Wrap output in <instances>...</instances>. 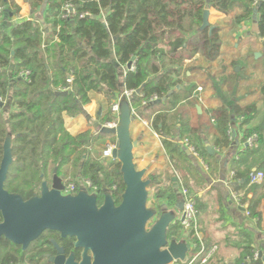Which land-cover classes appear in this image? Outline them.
I'll list each match as a JSON object with an SVG mask.
<instances>
[{
    "label": "trees",
    "instance_id": "trees-1",
    "mask_svg": "<svg viewBox=\"0 0 264 264\" xmlns=\"http://www.w3.org/2000/svg\"><path fill=\"white\" fill-rule=\"evenodd\" d=\"M16 1L0 0V98L5 101L0 102V162L10 133L13 161L5 182L9 193L27 200L38 194L42 182L52 181L55 171L65 185L73 183L78 190V180L89 181L97 193L110 190L115 203H120L125 189L120 164L93 153L95 146L107 137L113 140V135L90 129L72 135L65 118L84 115L91 94H100L107 106L98 120L105 125L112 121L110 107L117 96L140 89L130 106L140 112L147 102L144 109L151 113V126L161 137L167 161L163 172L147 177L148 188L175 204L176 179V188L186 189L196 200L198 214L200 202L191 187H206L207 178H218L220 169L205 144L219 152L228 149L234 123L244 144L231 159L233 179L239 183L236 191L244 192L240 200L247 203L249 216L258 224L264 219V179L249 184L252 174L264 175V80L256 86L257 98L234 103L229 111L212 98L200 105L203 94L196 89L202 87L204 92L207 84L197 83L184 67L192 57L186 51L198 54L201 47L202 66L210 74V62L219 54L218 28H203L207 9L233 16L236 25L249 21L256 11L257 34L264 44V0L256 4V0H25L42 18L15 22ZM45 22L51 30L41 25ZM133 59L136 70L123 72L122 67ZM212 79H217L215 73ZM153 96L159 100L148 102ZM196 105L201 106V114ZM253 136L252 146L246 145ZM183 141L197 151L207 167L205 175L185 152ZM167 238L183 239L179 222L170 226ZM193 238L189 231L186 240ZM241 239L243 255H251L254 251L245 232ZM37 244L23 251L1 238L0 264L32 259Z\"/></svg>",
    "mask_w": 264,
    "mask_h": 264
},
{
    "label": "water",
    "instance_id": "water-1",
    "mask_svg": "<svg viewBox=\"0 0 264 264\" xmlns=\"http://www.w3.org/2000/svg\"><path fill=\"white\" fill-rule=\"evenodd\" d=\"M208 13V10L203 13V28H206ZM255 57L258 58V54ZM136 93L139 94L140 89ZM131 100H120L116 128H99L101 134L116 137L112 159L120 164L125 186L119 205L107 189L103 191L100 207H97V195L84 188L74 195H62L63 181L55 171L51 184L42 182L37 196L24 200L16 193H9L5 182L13 158L12 136L7 134L0 162V239L25 251L44 232H58L61 238H74V247L83 250L79 264H174L186 261L191 250L187 233L183 232V239L178 242L167 238L170 226L183 220L180 216L182 199L178 198L170 210L159 205L147 206L150 181L145 178L146 171L137 170L134 163L136 143L130 136ZM196 109L200 114V107ZM205 146L208 154L214 155L210 145L206 143ZM185 152L189 154V151ZM69 260L73 261V257Z\"/></svg>",
    "mask_w": 264,
    "mask_h": 264
},
{
    "label": "crops",
    "instance_id": "crops-1",
    "mask_svg": "<svg viewBox=\"0 0 264 264\" xmlns=\"http://www.w3.org/2000/svg\"><path fill=\"white\" fill-rule=\"evenodd\" d=\"M16 4L19 7V14L22 15L24 10H20V0L19 2L16 1ZM27 14L28 12H25V16ZM256 19L257 15L254 12L249 21L242 22L237 26H242L243 30L251 31L258 35ZM13 20L15 22L21 21L22 18L15 17ZM23 20L30 19L27 18ZM242 27L240 30H242ZM253 81L252 83H256V81L259 80L254 79ZM255 94L257 98L259 96L258 92L252 95L250 94L249 97ZM205 100V98L201 97L200 105L204 106ZM200 105L198 107H200L202 111ZM106 106L105 98L102 95L91 94V103L84 107V115L76 118H65L67 131L72 135H76L87 129H90L92 132L98 131V117L106 110ZM95 112L97 120L95 119ZM137 113L139 117H135L130 126L131 140L136 143L133 149V158L137 170L146 171L145 177L147 179L151 174H160L163 172L167 166V161L161 137L151 126L150 111H146L143 107L140 112L137 111ZM254 125L251 124L248 128ZM231 130L234 131V136L232 137L231 146L228 149L219 152L208 143L214 150V156L220 162L219 177L212 179L207 178L208 185L202 192L197 194V198L201 203V208L198 210L197 214L200 237L206 246L209 245L207 247H216V250L206 264H241L246 258L242 253L243 240L241 238L243 232L248 235V239L251 241L250 246L253 251L259 252L261 258L264 260V219L258 224L256 219L251 218L249 214L247 215L248 205L246 202L243 203L244 211L241 210L243 207L240 206V199L243 197L244 192L238 193L236 191L239 183L234 181L233 172L231 171L232 157L244 146L241 142L243 135L241 131L237 130V124L233 123L231 125ZM113 137V140L107 137L102 141L104 145L97 151L98 156L107 143L116 141V137L114 135ZM190 158L197 166L198 170L205 175L207 171L201 166V159L199 160L191 155ZM175 181L176 179H173V188L177 193L179 190L176 188ZM235 195L238 196V201L234 198ZM250 196L251 195H248V197ZM153 205L167 207L168 210H170L174 204L170 203L166 197L158 195L155 200H153ZM191 255L192 253L187 255L188 259L185 264L191 260L194 254L192 257Z\"/></svg>",
    "mask_w": 264,
    "mask_h": 264
},
{
    "label": "rangeland",
    "instance_id": "rangeland-1",
    "mask_svg": "<svg viewBox=\"0 0 264 264\" xmlns=\"http://www.w3.org/2000/svg\"><path fill=\"white\" fill-rule=\"evenodd\" d=\"M17 1L19 2V0ZM20 10H24V15L18 13L16 17H20L22 20L27 18L30 20H39L42 18L41 15L31 9V6L25 0H20ZM207 10L209 13L207 16L206 28L210 30L218 28L220 37L219 54L210 62L212 68L210 74L209 72L207 73L202 66L203 58L201 47H199L198 54L193 55L189 53L190 49L186 51V54L192 57L191 59L185 60L184 67L188 70V74H192L195 77L197 83L202 82L207 84L206 90L201 92L204 94L202 96L203 98H212V102L223 104L231 111L234 103H243V100H250L257 96L255 94L249 97L250 94L256 92L258 82L264 80V44L255 33L243 30L242 26L238 27L233 16H225L214 9ZM25 12H28L26 16ZM41 25L45 28H51L50 23L47 22ZM241 27L242 30H240ZM256 54H258V58L255 57ZM194 69L198 71H194ZM214 73L217 77L216 80L222 79L219 83L226 84L220 85L216 80L212 79ZM222 74L224 75L223 78H221ZM254 79L259 81L252 83ZM211 86H214L215 89L211 90ZM206 102L204 101V103ZM1 103H5V101L1 99ZM2 117L6 118L5 115ZM95 119L97 120L96 112ZM100 127L101 125L98 124L97 129ZM103 143L104 142H100L99 146H95L96 148L93 149V153L97 154L99 148L104 145ZM111 161L110 159H106V162ZM78 183L80 185L82 184L80 180H78ZM204 189L205 186L196 185L191 187V192L198 194ZM158 195H160V193L157 192L156 189L148 188V207H154L153 200H155ZM199 205L201 207V203H199L198 206Z\"/></svg>",
    "mask_w": 264,
    "mask_h": 264
},
{
    "label": "built area",
    "instance_id": "built-area-1",
    "mask_svg": "<svg viewBox=\"0 0 264 264\" xmlns=\"http://www.w3.org/2000/svg\"><path fill=\"white\" fill-rule=\"evenodd\" d=\"M258 1L259 0L255 1V4L258 3ZM128 64L130 65L129 68H127ZM128 64L125 65L124 67H122L123 72L136 70V60L135 59H133ZM26 75H28L27 72L24 73V76H26ZM201 92H202V87H198L196 89V93L200 95ZM137 95H139V94H137L136 91H123L121 94H119L117 96V98L113 101V103L111 104V107H110V111H111V115H112V121L103 125V126H106L108 128H116V126L118 124V120H119V102H120V100L125 99V100L129 101L130 99H132L134 96H137ZM158 100L159 99L156 96H153L148 102H157ZM200 101H201V97L198 98V102H200ZM0 102H1V98H0ZM146 104H147V102H143L142 106L144 107V106H146ZM197 106H199V105H197ZM131 112H132L133 119L135 117H137V118L139 117V114L137 113V111L135 109L131 108ZM233 134H234V131H232V136H233ZM254 139H255V136L247 139L246 145L252 146ZM116 144H117L116 141L107 143L105 145V147L99 153L100 159H103V160L110 159V160L114 161L112 159V152L116 148ZM180 144L183 146V148L185 150L189 151V154L191 156L200 160L199 155L193 146L189 145L186 141L180 142ZM200 162H201V166L203 167V169L205 171H207V167L203 163V161L200 160ZM263 179H264L263 173L262 172H256V173L251 175L249 184L250 185L260 184ZM63 185H64V189L61 192L62 195H74L81 188H84L90 194H96L97 193L96 188L92 187V185L89 181H83L78 190L76 189V187L73 183H69L66 185L63 184ZM179 198H181L183 201V210L180 214V216L182 215L183 220H182V222H179V223L182 226L183 232L188 234L189 231H193V234H194V238L192 240H189V241L187 240V242L189 243L190 248H191L190 252L194 250V251H196V253L193 255V257L191 258V260L187 264H194L195 262H198V261L200 264H206L207 261L209 260V258L211 257V255L216 250V247H213L211 249H206V247L204 246L203 241L200 237V232H199L198 223H197L196 200L192 196H190L189 193L187 192V190L184 188H181L179 190ZM234 198L238 201L237 195H235ZM240 206L244 208V205L241 203H240ZM247 215H248V213H247ZM195 239H196V241H195ZM186 260H187V258H186ZM241 264H264V260L261 258L259 252L254 251L251 255L246 256V258L244 259V261Z\"/></svg>",
    "mask_w": 264,
    "mask_h": 264
},
{
    "label": "flooded vegetation",
    "instance_id": "flooded-vegetation-1",
    "mask_svg": "<svg viewBox=\"0 0 264 264\" xmlns=\"http://www.w3.org/2000/svg\"><path fill=\"white\" fill-rule=\"evenodd\" d=\"M48 184L50 185L51 183ZM39 192L37 195H39ZM96 195L98 197L97 207H100L103 192L100 194L96 193ZM116 205H119V203H116ZM74 241V238H61L58 232L46 231L34 241L38 242V244L36 245L37 251L32 253V259L29 258L18 264H55V262L58 264H71V262H73L72 264H79L82 260L83 250L75 248ZM71 257H73V261L70 262L69 259Z\"/></svg>",
    "mask_w": 264,
    "mask_h": 264
}]
</instances>
